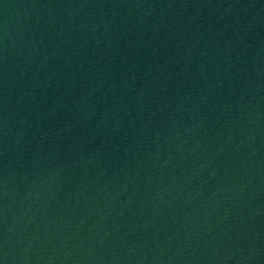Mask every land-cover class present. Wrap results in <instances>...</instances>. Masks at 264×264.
<instances>
[{"label":"water","instance_id":"1","mask_svg":"<svg viewBox=\"0 0 264 264\" xmlns=\"http://www.w3.org/2000/svg\"><path fill=\"white\" fill-rule=\"evenodd\" d=\"M0 264H264V0H0Z\"/></svg>","mask_w":264,"mask_h":264}]
</instances>
